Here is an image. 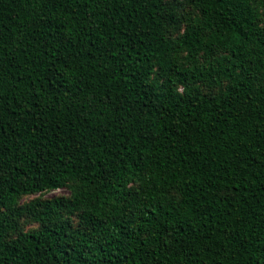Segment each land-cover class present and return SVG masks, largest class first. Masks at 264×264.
I'll use <instances>...</instances> for the list:
<instances>
[{"label": "trees", "instance_id": "trees-1", "mask_svg": "<svg viewBox=\"0 0 264 264\" xmlns=\"http://www.w3.org/2000/svg\"><path fill=\"white\" fill-rule=\"evenodd\" d=\"M0 264H264V0H0Z\"/></svg>", "mask_w": 264, "mask_h": 264}, {"label": "rangeland", "instance_id": "rangeland-1", "mask_svg": "<svg viewBox=\"0 0 264 264\" xmlns=\"http://www.w3.org/2000/svg\"><path fill=\"white\" fill-rule=\"evenodd\" d=\"M183 13L186 16L185 23L181 26V28L178 31H174L175 37L177 36V34L183 33V31L185 30V24L187 22L194 21L196 19V16H197V11L195 10V8H187V9L183 10ZM68 195H69V190L60 189V190H56L53 192H46V193H43L42 195H33V196L24 197L22 199L21 203H27V202H30V201L37 199V198H41V199L46 200V199H51L54 197L68 196ZM75 222H77V218H75ZM20 223H21L22 229H24V230H30V229L36 228L38 226L37 224H35L31 220H29V217H27V216H24V218H22L20 220Z\"/></svg>", "mask_w": 264, "mask_h": 264}]
</instances>
